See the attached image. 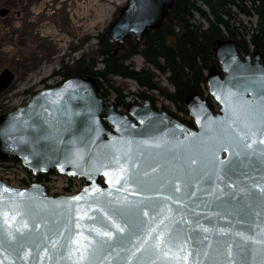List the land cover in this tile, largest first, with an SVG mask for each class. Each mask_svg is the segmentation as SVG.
<instances>
[{
    "label": "water",
    "instance_id": "obj_1",
    "mask_svg": "<svg viewBox=\"0 0 264 264\" xmlns=\"http://www.w3.org/2000/svg\"><path fill=\"white\" fill-rule=\"evenodd\" d=\"M175 1L128 0L107 33L115 54ZM214 58L206 84L218 109L192 96L193 126L150 100L120 111L84 77L1 116L2 157L85 184L51 196L0 179V264H264V62L234 40ZM14 79L0 73V94Z\"/></svg>",
    "mask_w": 264,
    "mask_h": 264
},
{
    "label": "trees",
    "instance_id": "obj_2",
    "mask_svg": "<svg viewBox=\"0 0 264 264\" xmlns=\"http://www.w3.org/2000/svg\"><path fill=\"white\" fill-rule=\"evenodd\" d=\"M107 31L98 36L94 49L84 52L72 65L62 63L54 75H61L64 81L91 79L102 98L109 101L113 96L116 108L125 110V81L116 83L117 79L132 80L140 87L134 97L154 101L159 95L171 101L183 114L177 117L190 126L193 122L187 119V101L196 94L204 96L206 74L218 67L214 50L220 43L234 40L241 54L259 53L264 62V0H176L169 15L143 40L128 36L117 54ZM137 56L144 61L140 70L132 62ZM160 75L166 76L173 90L161 84ZM25 93L33 96L36 92L31 89ZM207 100L214 108L211 99ZM8 111L3 106L0 117ZM7 159L0 155V161Z\"/></svg>",
    "mask_w": 264,
    "mask_h": 264
},
{
    "label": "rangeland",
    "instance_id": "obj_3",
    "mask_svg": "<svg viewBox=\"0 0 264 264\" xmlns=\"http://www.w3.org/2000/svg\"><path fill=\"white\" fill-rule=\"evenodd\" d=\"M127 1L62 0L66 5L59 4L60 10L57 8L54 14L50 9L54 0H37L33 6L36 14H32L35 23L30 27L20 26V22L0 24V73L9 68L15 73L13 84L0 96V113L3 106L23 105L30 97L25 92L42 88L43 79L60 70L62 63L72 65L84 52L94 49L95 36L109 29ZM51 33L53 38L48 37ZM132 62L136 69L144 66L139 56ZM122 81H125L122 83L124 94L138 87L132 81L121 79H117V86ZM160 81L172 89L165 76H160Z\"/></svg>",
    "mask_w": 264,
    "mask_h": 264
},
{
    "label": "built area",
    "instance_id": "obj_4",
    "mask_svg": "<svg viewBox=\"0 0 264 264\" xmlns=\"http://www.w3.org/2000/svg\"><path fill=\"white\" fill-rule=\"evenodd\" d=\"M48 35V37L53 38L52 33ZM165 104L169 105V102H166ZM158 107L162 106L159 105ZM0 178L16 187H24L32 182H41L47 187L48 192L51 195L62 193L74 194L80 191L83 186V182L81 180L70 179L65 176L54 175L48 178L31 176L27 171H25L22 165L14 162H0Z\"/></svg>",
    "mask_w": 264,
    "mask_h": 264
},
{
    "label": "flooded vegetation",
    "instance_id": "obj_5",
    "mask_svg": "<svg viewBox=\"0 0 264 264\" xmlns=\"http://www.w3.org/2000/svg\"><path fill=\"white\" fill-rule=\"evenodd\" d=\"M36 1L37 0H0V24L2 25H10V24L14 25L15 24L16 25V22H20V26L30 27L32 23H35L34 16L32 14H36L33 10V6L36 4ZM61 1L62 0H54V3L51 4L50 9H52L54 14L56 12V9L57 8L59 9L60 7L59 4ZM62 4L64 5L65 3H62ZM98 36L99 35L95 36L97 44L99 41ZM115 46L117 48L116 44ZM212 71H220L219 65L218 67H216V69ZM146 100H150V99L146 98L144 101ZM150 101L155 110L167 111L169 114H171L172 116L176 118H178L177 116L180 117L176 106L173 103H171L173 105V109H171L167 104L162 102V97H156L154 101L152 100ZM143 102L136 101V102L130 103L128 104L127 108L131 104L140 105V104H143ZM159 105H161L162 107H158Z\"/></svg>",
    "mask_w": 264,
    "mask_h": 264
},
{
    "label": "snow or ice",
    "instance_id": "obj_6",
    "mask_svg": "<svg viewBox=\"0 0 264 264\" xmlns=\"http://www.w3.org/2000/svg\"><path fill=\"white\" fill-rule=\"evenodd\" d=\"M254 134V133H253ZM245 138H247V134H245ZM111 182V181H110ZM75 199H79V197H76ZM93 231H99V230H97V229H93ZM121 231H123V229H121ZM101 235H105V236H110L111 234L110 233H107V232H105V233H100ZM162 235V234H161ZM85 239H87V238H85ZM159 244H160V241H157V246H159Z\"/></svg>",
    "mask_w": 264,
    "mask_h": 264
}]
</instances>
